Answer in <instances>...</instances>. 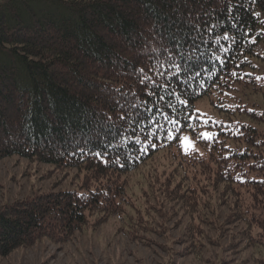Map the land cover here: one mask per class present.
Returning <instances> with one entry per match:
<instances>
[{
    "label": "trees",
    "instance_id": "16d2710c",
    "mask_svg": "<svg viewBox=\"0 0 264 264\" xmlns=\"http://www.w3.org/2000/svg\"><path fill=\"white\" fill-rule=\"evenodd\" d=\"M189 21L200 25L206 43L193 52L185 39L179 68L164 56L149 62L145 38L153 39L156 26L190 33ZM136 66L152 79L142 80ZM262 66L264 0L0 2V132L17 123L22 136L0 144V159L76 169L83 181L0 207V257L43 239L69 242L90 225L124 218L134 207L129 175L145 165L153 174L151 200L190 220L239 225L246 245H264V102L252 98L264 99ZM124 92L136 94L135 108L117 106ZM203 98L226 119L204 117L196 108ZM104 114L114 122L108 127L99 123ZM184 132L202 151L182 150ZM161 152L172 161L168 171L156 167ZM152 215L137 212L129 230L149 235Z\"/></svg>",
    "mask_w": 264,
    "mask_h": 264
},
{
    "label": "rangeland",
    "instance_id": "374dc122",
    "mask_svg": "<svg viewBox=\"0 0 264 264\" xmlns=\"http://www.w3.org/2000/svg\"><path fill=\"white\" fill-rule=\"evenodd\" d=\"M261 68L264 70L263 66ZM252 98L264 102L259 95ZM1 104L5 108L8 106L3 101ZM196 108L206 118L226 119L207 98L199 100ZM6 114L12 119L15 112L10 107ZM16 124L8 132H0V144L22 137ZM185 137L189 138V151H202L189 132L182 134L183 151ZM166 153H159L155 159L161 172L172 168ZM150 168L145 165L129 175L127 192L134 207L129 208L124 218L117 216L94 227L90 225L69 242L39 240L31 247L19 248L0 257V264H263L264 245L253 248L246 245L239 239V225L219 222L208 225L203 218L190 220L188 215L170 204L162 207V202L151 200L149 191L154 183L150 181L153 175ZM81 184L82 176L77 175L76 169L59 170L53 164L19 156L0 159V207L39 192L78 188ZM217 194L213 190L210 192V206L219 202ZM154 204L161 209L149 212L152 207H148H157ZM137 212L153 214L152 223L148 218L146 225L151 230L149 235L129 230V222L131 218H137ZM223 212L226 211L223 209Z\"/></svg>",
    "mask_w": 264,
    "mask_h": 264
},
{
    "label": "snow or ice",
    "instance_id": "6c2138e0",
    "mask_svg": "<svg viewBox=\"0 0 264 264\" xmlns=\"http://www.w3.org/2000/svg\"><path fill=\"white\" fill-rule=\"evenodd\" d=\"M191 25L192 31L190 33H185L184 31L177 29L176 31H172V26L171 24H159L156 27L158 28V31L156 32V35L153 37L151 41H148L147 38H145V45H144V55L147 57L149 62L155 61V63H159L160 56H164V59L168 62L169 67H177L179 68V65L175 64L176 56L177 54L180 55L181 57L185 56V50H184V40L185 39H190L192 41V44L190 45V48L192 49L193 52H195L196 48L202 43H206V41L202 38V30L200 28V25L196 23H192L189 21ZM208 25L207 22H205V29L207 30ZM227 39V37H225ZM166 41H175L174 46H170L166 44ZM157 45V46H153ZM175 49V51H174ZM149 50L150 53L149 54ZM225 51H227L225 49ZM188 58L191 59V55L188 54ZM162 67V65H161ZM153 69L150 68L149 71H152ZM134 72L136 75H138L142 80H148L150 81L152 78L149 76L147 73H145V70L143 68H140L138 66L135 67ZM121 74H127V73H121ZM236 73H233L235 75ZM259 79V77H258ZM117 93V95H121V89H113ZM123 99L124 103L121 104L119 100H117V106L121 109L123 108H135V103H134V98H135V93H128L124 92L123 94ZM130 97H132L130 99ZM106 117V121H99L100 125L103 127H108L110 124L114 123L111 120V117H107V114H104ZM121 120H124L125 117L121 116ZM206 137H210V133H204ZM101 143L105 146L108 147L109 142L106 139H101ZM183 146L185 148V151L189 150V138L185 137ZM77 147L79 145L77 144ZM81 153L83 152V148L79 149ZM95 155L101 156V152H96Z\"/></svg>",
    "mask_w": 264,
    "mask_h": 264
}]
</instances>
